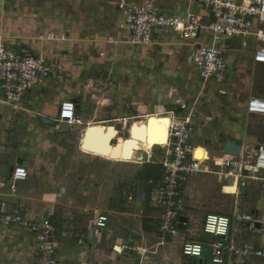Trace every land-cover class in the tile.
<instances>
[{
  "label": "rangeland",
  "instance_id": "1",
  "mask_svg": "<svg viewBox=\"0 0 264 264\" xmlns=\"http://www.w3.org/2000/svg\"><path fill=\"white\" fill-rule=\"evenodd\" d=\"M18 3L16 0H6L5 7L1 4L0 21L6 18L11 22L4 25L10 27L16 20L15 16L30 15L29 12L33 11L28 4L15 8ZM90 20L91 17H87L81 18L80 21L89 23ZM36 26L26 23L22 25L21 31L35 33ZM261 30L264 31V24ZM87 38L88 33L84 40L89 46L84 49L83 54L76 53L81 52L76 44L79 45L82 41L75 40V46H64L61 49V52L66 51L68 55L60 53L58 63H54L57 68L61 66L62 69L66 68L64 66L66 63L69 65L67 72L62 71V74H58L57 71V76L70 85L80 79L81 75L78 73L82 67L91 68L87 76L88 79L94 80L93 88L98 91V96L100 95V98L95 100V105H104L102 115H78L76 124L68 127L58 121L57 110L46 111L42 115L39 111L31 114L34 108L30 103L24 105L23 110L14 112L7 109L8 112L0 106V137H3L4 141V148L1 151L13 157L21 156L23 163L30 166V179L21 189L23 194L30 198L25 202L26 214V209H31L29 203L42 204L39 215L37 214L39 207L33 211L31 219L34 221L50 217L51 221L55 222L57 220L53 218L57 217L58 213L62 217L66 205H68L66 213L72 217L83 215L80 214L81 212L87 213L86 209L126 212L133 215L125 218L130 224L129 234L133 237L139 235L141 227L145 233L151 234L145 236V242L147 246H152L161 238L157 231V221L154 218H147L149 212H152L150 195L152 187L147 186L142 176L144 173L142 163L145 161L146 151L152 149L157 153L159 148L155 146L165 145L167 124L171 120L163 117L170 112L183 116L187 110L193 111L197 115L193 120L196 125L194 142L198 145L202 144L200 146L203 148H208L212 161L216 164L219 162L220 150L227 141L242 142V144L248 142L247 147L250 151L259 145H264V116L250 115L245 110L251 94L258 95L259 92H264V63H257L264 62V52L257 53L256 62L255 53L258 48H253L251 51L240 49V54H235V64L228 86L216 90L208 87V84L203 87L196 76L189 73L185 54L178 48L163 47L157 51V38L153 48L134 46L129 43V37L127 42L130 45L116 43L113 44V48L106 47L104 43L100 47L94 46L95 42H90L91 39ZM260 40L264 41V38ZM117 41L125 42L122 39ZM157 43H160V39ZM147 49L153 51L150 59L147 58L149 53H145ZM259 49L264 50V47ZM136 50H141V54H136ZM67 56L75 63L73 64L71 60L66 62ZM174 56L176 58L171 66L165 60L166 57ZM113 69L116 70L111 73ZM125 71H127V81H125ZM186 76L191 79L189 85L184 82ZM51 77L54 78L53 73ZM172 91L174 94L169 99V93ZM180 102L186 104V109L182 112H180L181 105L177 104ZM156 115L163 116L155 117ZM143 116L148 117L146 119ZM149 116L156 119L163 118L157 122L160 129L164 130L162 141L158 145L149 143L146 146L134 147L133 149L139 153L133 151L129 159L123 156L122 150L118 157L110 158L112 161L106 160L99 156L101 153L106 156L105 150L102 152L100 150L103 145L96 150L84 144L90 129H93L97 135H105L111 126L116 130L112 133L109 146L122 142L129 137V129L135 127L140 129L145 123L149 124L152 119ZM43 118L48 119L49 122L43 121ZM100 137L102 136H98L97 139L101 141ZM5 175L7 176V173ZM249 186L250 191L242 188L240 183L224 181L211 174H201L191 179L185 189L186 204L192 220L189 227L191 232L184 230L182 233L186 240L193 241V237L203 234V221L208 214H224L232 218L250 211L252 198L262 192V184L253 181ZM144 192L147 197L142 199ZM246 192L248 195H245ZM127 193L136 196L137 201L146 209V215H140L138 218L135 213L136 206L127 204ZM43 195H49V199L53 200L51 216L45 209L47 202H40ZM56 195L57 197L61 195V198H56ZM91 211L93 210L85 215V219H92ZM84 224L87 225V222ZM148 226L149 228L146 229ZM198 242H205L203 236ZM160 249L159 256L168 255L175 262L182 260L181 241L165 242ZM201 260H204L203 256L198 258L196 264H200ZM185 264H193V259L188 258ZM208 264L212 263L208 262Z\"/></svg>",
  "mask_w": 264,
  "mask_h": 264
},
{
  "label": "built area",
  "instance_id": "2",
  "mask_svg": "<svg viewBox=\"0 0 264 264\" xmlns=\"http://www.w3.org/2000/svg\"><path fill=\"white\" fill-rule=\"evenodd\" d=\"M122 1L125 4L124 25L129 32L130 44L154 45L157 34L164 30H173L180 34L181 39L197 43L190 53L189 64L203 85L222 86L226 81L228 66L222 41L244 39L245 45L246 39L251 37L259 41L262 33L260 27L264 21V0H181L195 4L204 12H188L185 17L167 16L148 3L127 4L126 0ZM204 33L211 37L210 43L202 44L198 41ZM260 51L264 52L257 49L256 62V55ZM51 75L52 65L43 54L27 45L0 38V105L17 111L23 110L24 105L29 104L27 98L30 94L42 89ZM185 109L186 106H181L180 112ZM245 110L250 115H264V93L249 97ZM168 115L172 125L167 144L155 146L159 148L157 153L152 149L146 151L145 161L142 163L161 167L159 180H150L147 183L152 187V212L147 218L157 221L161 240L181 241L182 256L197 260L203 256V244L186 240L182 233L187 225L180 220L182 217H190L185 199L187 184L201 174H211L224 181L236 183L246 179V173L251 172V169H256L255 174H260L264 170V145L256 148L251 161L224 154L223 147L217 164L213 163L209 153L207 159L200 161L195 158V153L198 149L205 148L194 142L196 129L193 120L197 115L189 110L183 116L172 112ZM57 117L60 123L68 127L74 126L75 103L71 100L62 101ZM27 178L26 168L16 166L6 179H0V190L7 189L10 193H15L18 185ZM256 179L260 180L264 193V178L257 176ZM145 196L147 197L146 193H142V199ZM126 200L128 205L138 208V216L146 215V209L140 207L142 203L137 201L133 193H127ZM95 214L94 225L99 229L105 228L107 217L103 213ZM9 226L27 229L35 235L38 240V264H56L57 230L49 219L34 221L0 200V227ZM232 227H246L249 233L259 234L264 232V220L258 221L250 215L233 218L215 213L206 215L202 230L203 234L214 238L208 243L212 264H226L228 256L249 255L264 264V247L250 251L246 245L234 244L229 236Z\"/></svg>",
  "mask_w": 264,
  "mask_h": 264
},
{
  "label": "crops",
  "instance_id": "3",
  "mask_svg": "<svg viewBox=\"0 0 264 264\" xmlns=\"http://www.w3.org/2000/svg\"><path fill=\"white\" fill-rule=\"evenodd\" d=\"M6 0H0L1 4L5 7ZM19 3L15 8L20 7L23 4H28L29 8H32L30 15H20L15 16L16 20L12 22V26L8 27L4 24L11 23L9 19L0 21V38L5 41H14L18 44H24L34 49L35 51L43 54L50 61L52 65V73L54 78H50L42 89L36 90L30 94L27 98L29 103L32 105L31 114H35V111L42 113L49 112L50 110H58L59 104L65 100L76 101V118L78 115H102L104 105H95V100L100 98L98 96V91L94 90L93 86L95 82L93 79H88L91 68L82 67L79 75L80 79L73 81V83L68 84L63 78L57 76L62 74V71L67 72L69 65L64 63L66 68L62 69L61 66H55L59 61L60 53L68 55L66 51L61 52L64 46H75V40H81L82 43L76 47L80 48L81 52H76L78 55L84 53V49L87 46L85 42L86 34L88 33L89 40L94 41V46H101L102 43L106 47H112L113 44H125L130 45L127 42L128 30L124 25L123 19V9L125 4L122 0H16ZM127 4H150L157 11L167 15V16H177L185 17L188 12L201 13L204 12L199 10L195 4L191 2H184L181 0H126ZM19 5V6H18ZM2 7V6H1ZM5 10V9H4ZM4 14V12H3ZM1 15V14H0ZM91 17L89 23L80 21L81 18ZM80 18V20H79ZM36 24L35 33H24L21 31V27L24 24ZM260 29H262V25ZM8 25V24H7ZM98 25L97 27H95ZM34 27V26H33ZM35 28V27H34ZM37 30V31H36ZM262 31V30H261ZM156 40L160 39V43L156 42L157 51H160L163 47H174L178 48L181 52L185 54V61L189 67V73L196 76L197 81L199 80L197 74L194 73L193 69L189 64V56L193 48L197 43L195 41L183 40L180 34L173 30H164L157 34ZM260 38H264V31L260 34ZM125 40V42H119L117 40ZM211 37L204 33L199 38V42L202 44L210 43ZM244 39H232L229 41H222L225 45L226 50V62L228 66L227 78L222 86H215L208 84L210 88H215L216 90L226 88L232 77V70L235 64V54H240V49L253 50V48L264 47V41H256L254 37L246 39V44L244 45ZM73 43V44H72ZM76 43V42H75ZM115 47V46H114ZM151 46H143V48H153ZM136 54H141V50H136ZM145 53L147 58L150 59L153 53L152 50L147 49ZM59 54V55H58ZM159 54V53H158ZM65 58V56H63ZM176 56L166 57L168 64L172 66ZM149 59L147 61H149ZM71 60V57H66V62ZM55 62V63H54ZM64 62V61H63ZM61 64H63L61 62ZM95 66V65H94ZM108 68V66H107ZM170 67L167 65V69ZM75 69V68H74ZM93 69V67H92ZM60 70V71H59ZM108 70H110L108 68ZM116 69H113L114 72ZM161 70V69H158ZM162 70H164L162 68ZM165 71V70H164ZM61 72V73H59ZM125 81L127 77V71H125ZM175 74V73H174ZM200 81V80H199ZM185 84H191V79L186 76L184 80ZM204 84L203 87H206ZM44 91V92H43ZM264 92H259L257 94H251V96H259ZM173 91L169 93V99L173 96ZM181 106H186L184 102L177 103ZM3 106L5 109L13 110L7 106ZM8 111V110H7ZM9 112V111H8ZM186 113V112H185ZM184 113V115H185ZM30 114V115H31ZM195 114V113H194ZM196 115V114H195ZM163 116L156 115L155 117ZM264 116V115H262ZM148 116H143L146 118ZM149 118H152L149 116ZM166 119V117H163ZM147 119V118H146ZM152 120V119H151ZM77 122V121H76ZM170 122H168L169 124ZM167 124V125H168ZM196 128L195 123L193 122ZM169 131L166 132V137ZM196 131V130H195ZM100 133V132H99ZM102 134V133H101ZM162 134L164 130L162 129ZM104 135V134H103ZM195 137V136H194ZM162 138V137H161ZM167 140V138H166ZM165 140V142H166ZM162 140H160L161 143ZM238 145L242 146V158L244 161H250L255 153V148L251 151L247 147L245 142H236ZM3 137H0V179H6L11 172V170L16 166H23L28 172V178L24 183L18 185L15 193H10L7 189L0 190L2 200L5 204L11 206L13 209L25 214L29 219L33 218V211L38 208V215L41 213L42 204L41 203H29L31 204V209H26L25 213L24 206L25 202L30 198L23 194L22 187H25L27 181L30 179V166L25 165L21 160V156L13 157V155H8L1 150L4 148ZM202 145V144H200ZM110 147L113 148V145ZM251 147V146H249ZM209 154H211L208 148H205ZM222 149V148H221ZM206 152V151H205ZM123 153V151H122ZM121 153V154H122ZM134 153V152H132ZM208 153L206 156H208ZM102 154V153H101ZM101 154L99 155L101 157ZM108 153H106L107 155ZM221 154V150H220ZM12 156V157H11ZM206 157L203 159L205 160ZM110 161H112L110 159ZM5 169H8L7 171ZM246 173L248 176L243 181L240 180V185L245 190H249V185L255 182H260L256 177L264 178V174ZM7 173V176L5 175ZM252 174V175H251ZM249 180V181H248ZM248 181V182H247ZM243 182V183H242ZM238 183V182H237ZM261 183V182H260ZM252 191V190H251ZM57 194V193H56ZM248 195V192L245 195ZM251 195V193H250ZM43 197V198H42ZM42 201L47 202L46 211L49 215H53L51 208L53 209V200L49 199V195L42 196ZM56 198H61L55 196ZM252 198V197H251ZM34 200V199H31ZM252 203L249 206L250 211H247L244 215H250L252 218L261 221L264 220V193L263 190L255 198H252ZM250 202V200H249ZM71 203V202H70ZM52 204V205H51ZM56 204V203H55ZM69 204V203H68ZM64 206V205H62ZM68 208V205H66ZM65 207L64 215L54 217L55 222H52L50 217L48 218L50 222L55 226L57 230L56 237V264H185L188 258L182 256V260L175 262L168 255L158 254L161 251V247L165 242L169 240H157V242L152 246L146 245V237L151 234L145 233L140 227L139 235L133 237L129 234L130 224L125 221V218H129L132 214L126 212H117L115 210H101V209H86L87 213L81 212L83 215H67V209ZM143 208V206H140ZM64 208V207H63ZM89 210V211H88ZM90 210L93 217L92 219H85V215L90 214ZM136 215H138V208L136 207ZM85 212V211H84ZM103 213L107 217L106 227L99 229L94 225L95 213ZM111 213V214H107ZM224 215V214H223ZM56 216V215H55ZM83 216V217H82ZM133 216V215H132ZM131 216V217H132ZM228 216V215H226ZM242 216V214L236 215ZM229 217V216H228ZM235 217V216H234ZM139 218V216H138ZM188 222L185 223L187 226L184 228L185 232L190 231V225L192 223L191 217H186ZM233 218V217H232ZM83 221V223H82ZM87 222V225L84 224ZM146 228H149L146 227ZM128 233V234H127ZM203 236V257L204 260L199 261L200 264H208L211 262L210 257V247L208 243L214 238H206L208 235L202 234L198 237H191L193 241H199ZM230 238L234 241V244L240 246H248L250 251L260 249L264 247V232L259 234L249 233L246 227H232L229 234ZM212 237V236H211ZM190 238V237H189ZM37 238L33 233L27 229H23L16 226L0 227V264H38L37 262ZM197 241V242H198ZM162 245V246H161ZM117 248V249H116ZM154 249V250H153ZM198 260V259H197ZM193 262L196 264L198 261ZM212 263V262H211ZM226 264H262V262L255 257L249 255L247 257H227Z\"/></svg>",
  "mask_w": 264,
  "mask_h": 264
},
{
  "label": "bare ground",
  "instance_id": "4",
  "mask_svg": "<svg viewBox=\"0 0 264 264\" xmlns=\"http://www.w3.org/2000/svg\"><path fill=\"white\" fill-rule=\"evenodd\" d=\"M153 117V116H152ZM165 117L169 120H171V117L170 116H166ZM163 118L161 119H156V118H152V120L150 121L149 124H144L143 126H141V128L137 129L136 127L135 128H131L129 129V137L124 139L122 142H118L119 144H122L124 143L125 140H132V141H135V147H141V146H146L148 145L149 143H153L155 145H158L160 143V140H161V137H162V129H160L159 125H158V121L162 120ZM170 122L168 125H169V131H168V134H167V140L165 142V145L167 144L168 142V138H169V133H170V128H171V125H172V120L171 121H168ZM134 123V122H133ZM133 125H136V124H133ZM137 126V125H136ZM112 127V126H111ZM113 133L114 131L116 130L115 128H113ZM103 135V134H102ZM143 135V136H142ZM141 136V137H140ZM110 140H111V137H110ZM110 140L105 144L103 145V148L106 150H108L106 153H108L105 157L103 155H101L100 158H104L106 160H109L111 157H118L120 152L125 148V146H120V149L119 151L117 152L118 155H111V149L112 147L109 146V143H110ZM103 142V140H102ZM117 143H115L113 145L116 146ZM164 145V146H165ZM159 146H162V145H159ZM128 148H131L132 149V152H136V153H139L136 149H133L134 146L133 144L131 145V143H127L126 144V148L125 149H128ZM207 152H205L204 150H200L198 149L195 153V158L196 159H199L200 161H204L203 159L206 157V159L208 158V156H206ZM254 171H257L256 169H254ZM253 171V172H254Z\"/></svg>",
  "mask_w": 264,
  "mask_h": 264
},
{
  "label": "water",
  "instance_id": "5",
  "mask_svg": "<svg viewBox=\"0 0 264 264\" xmlns=\"http://www.w3.org/2000/svg\"><path fill=\"white\" fill-rule=\"evenodd\" d=\"M74 103H76V101H73ZM43 121L45 122H49L48 119L46 118H43ZM112 128L109 127L108 129V132L105 134V135H97L96 132L93 131V129H90L84 139V144L86 145V147H92L94 149H100L102 145H105L109 140H110V137L112 136ZM98 136H102L100 137L101 141L103 140L102 143H100L101 141L97 139ZM143 136V135H142ZM141 137V136H140ZM97 139V140H96ZM127 143H131V145L133 144V146L135 147V141H132V140H125L123 145L122 144H119L117 143L116 146H114L112 149H111V155H118L117 152L119 151L120 149V146H125L126 148V144ZM123 149V156L125 158H130L131 157V154H132V149L131 148H128V149ZM101 152L105 149L101 148L100 149ZM242 146L238 145L235 141H227L224 145H223V152L224 154H227V155H230V156H235V157H238L242 154ZM108 150H106L105 152H107ZM109 152V151H108ZM262 174H264V170L261 171ZM183 223H187L188 222V219L186 217H182L180 219ZM117 249V248H116ZM193 262H196V259H193Z\"/></svg>",
  "mask_w": 264,
  "mask_h": 264
},
{
  "label": "trees",
  "instance_id": "6",
  "mask_svg": "<svg viewBox=\"0 0 264 264\" xmlns=\"http://www.w3.org/2000/svg\"><path fill=\"white\" fill-rule=\"evenodd\" d=\"M142 176L146 181V184L150 180L157 181L161 176V167L158 165L144 164V173ZM147 186L150 187L149 184H147ZM149 213H151V211Z\"/></svg>",
  "mask_w": 264,
  "mask_h": 264
}]
</instances>
